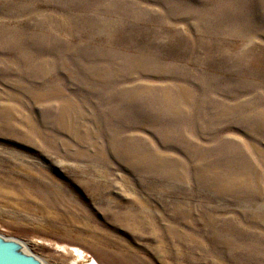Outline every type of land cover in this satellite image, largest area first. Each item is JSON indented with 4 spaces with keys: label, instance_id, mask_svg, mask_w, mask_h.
<instances>
[{
    "label": "rangeland",
    "instance_id": "374dc122",
    "mask_svg": "<svg viewBox=\"0 0 264 264\" xmlns=\"http://www.w3.org/2000/svg\"><path fill=\"white\" fill-rule=\"evenodd\" d=\"M0 234L264 264V0H0Z\"/></svg>",
    "mask_w": 264,
    "mask_h": 264
},
{
    "label": "water",
    "instance_id": "95a60500",
    "mask_svg": "<svg viewBox=\"0 0 264 264\" xmlns=\"http://www.w3.org/2000/svg\"><path fill=\"white\" fill-rule=\"evenodd\" d=\"M0 264H47L22 241L0 234Z\"/></svg>",
    "mask_w": 264,
    "mask_h": 264
},
{
    "label": "bare ground",
    "instance_id": "6f19581e",
    "mask_svg": "<svg viewBox=\"0 0 264 264\" xmlns=\"http://www.w3.org/2000/svg\"><path fill=\"white\" fill-rule=\"evenodd\" d=\"M83 254H84V252H82L80 249H76V250L74 251V256H75V260H74V262H75L76 260H81L82 258H84Z\"/></svg>",
    "mask_w": 264,
    "mask_h": 264
}]
</instances>
